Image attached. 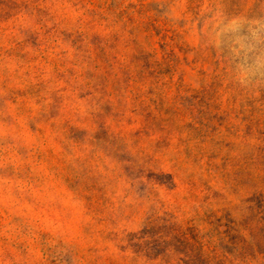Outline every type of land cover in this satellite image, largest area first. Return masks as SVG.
Wrapping results in <instances>:
<instances>
[{"label": "rangeland", "instance_id": "rangeland-1", "mask_svg": "<svg viewBox=\"0 0 264 264\" xmlns=\"http://www.w3.org/2000/svg\"><path fill=\"white\" fill-rule=\"evenodd\" d=\"M0 264H264V0H0Z\"/></svg>", "mask_w": 264, "mask_h": 264}]
</instances>
